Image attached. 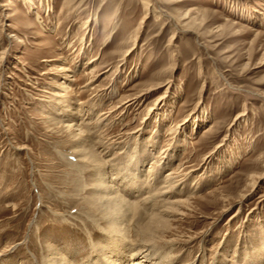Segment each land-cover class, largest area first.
<instances>
[{
	"label": "rangeland",
	"instance_id": "rangeland-1",
	"mask_svg": "<svg viewBox=\"0 0 264 264\" xmlns=\"http://www.w3.org/2000/svg\"><path fill=\"white\" fill-rule=\"evenodd\" d=\"M148 1L0 0V264H36L50 242L73 243L80 259L110 242L88 221L100 217L84 199L99 172L76 154L71 121L100 170L141 168L144 206L188 167L157 198L193 205L174 223L176 262L264 264V179L246 189L264 174V0Z\"/></svg>",
	"mask_w": 264,
	"mask_h": 264
},
{
	"label": "bare ground",
	"instance_id": "bare-ground-1",
	"mask_svg": "<svg viewBox=\"0 0 264 264\" xmlns=\"http://www.w3.org/2000/svg\"><path fill=\"white\" fill-rule=\"evenodd\" d=\"M23 1L28 2L26 4H28L30 9L36 8L37 4H35L34 0ZM143 2L147 6L146 9L148 7L150 8L151 5L148 0H143ZM8 6L9 4H0V8H2V10L3 8ZM48 6H50V4ZM50 11L51 8H49V12ZM37 19H42L40 13L37 14ZM192 22L195 25L197 20L192 19ZM9 38L13 37L10 36ZM134 45L132 44L123 52L124 57L132 52ZM94 61H96V58H94L89 64L93 63ZM61 71L63 73H67L71 70L68 67H65L61 69ZM97 73V69H91L90 72L88 70L86 71V74L88 76H91V81L87 85H85V88H90L91 85L94 84ZM66 78L68 79V81L70 80L69 76H67ZM160 87L161 85L156 88L155 86H148L147 89L139 91L137 94L123 98L122 105L124 106L127 104H133L134 102H137L138 100L142 99L145 95H147V93ZM64 89L67 90L68 85L65 84ZM64 100L65 99H63V101ZM56 110L60 111V109L58 108ZM74 110L75 109H72V112H74ZM84 111V108L79 107L78 113H83ZM78 113H71L69 117L71 118L72 116H75ZM66 128L69 130V132L72 130L73 132H77V134L72 133V135L75 137L73 138V140L76 143L75 152L78 157H81V159L85 160L86 162H89L88 159L91 160L92 158H94L92 162H94L95 165L93 163L91 164L94 165L95 169L98 168L99 176L98 178L96 177L97 179L92 182V193L90 194L89 192L90 195L86 196L84 199L86 203V208L94 210V213L100 215V217L96 215H89L87 216L88 221L96 222V224H102V226H100L102 227L101 231L103 232V234L109 237L110 242H106V240L103 243L92 242L88 250V256L82 259H80V249L78 247L75 248V245H73V243L70 244L72 246L71 248L65 243L63 245L64 247H59L51 242H46L48 244V251H43L44 253H41L40 258H37L36 255L33 256V259L35 260L36 264H179L180 262H176L177 258L174 259L175 257H173L174 252L172 248L174 247V245L171 249L168 248L169 245L179 242L177 238L173 237L174 223L182 217H188L185 212L181 211V208H185L187 211H192L191 208H193V205L189 199H185L175 200L171 202V204L175 205L176 207H168L165 205H159L157 203V198L160 197L163 200L162 202H165L164 199L166 198L168 200V197L166 196L168 194H171L173 189L180 186V183L184 182V178L186 179V177L188 176V174L186 173L188 167L185 168V165H180L177 169L171 172L167 177L168 181L165 182H171V185L166 188H163L162 191L157 189V193L154 195L158 196L157 198H155L156 196L154 197L155 200H153L152 202V204H154H147L146 206H144L146 203H149L147 201V199L149 198H146L145 195H142V197L140 196L141 198H137L142 193L143 189L147 187V184L141 183L140 181L141 176L143 174V171L140 170L141 168H138L137 166L131 169V167L127 165L125 166L127 168H124L123 171L120 170L116 173L100 170V166L103 165V162L99 159H95V157L93 156L94 152L90 151L94 150L93 148L85 147L84 143L89 140H86V138H82V136L84 135L83 129L78 124H75L74 121L69 122ZM142 158L143 157L139 158L141 160L138 161V165L139 162L142 163V161L145 160ZM123 179H126L127 182H122ZM263 179L264 174H250L247 180L249 186L246 189L248 191L251 190V188H254L256 186L259 180ZM148 185L151 186V182H149ZM83 191L81 190V192ZM154 191L156 192V190ZM150 193L148 190H146L144 194L148 195ZM152 197L150 198V202L152 201ZM230 205L231 204L224 206L223 212H227L226 208H229ZM151 206L156 207L157 210L158 208H161V210L151 212ZM83 209H85V207H83ZM176 231H178V229ZM82 253H84V251ZM260 259H256V261L253 259L252 263L255 264L257 261L260 262ZM262 262L263 261L261 260V263Z\"/></svg>",
	"mask_w": 264,
	"mask_h": 264
}]
</instances>
